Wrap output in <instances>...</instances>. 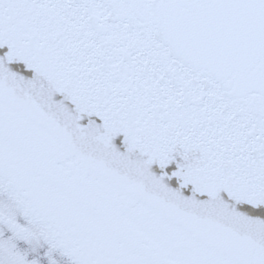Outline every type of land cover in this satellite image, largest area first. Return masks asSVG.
Segmentation results:
<instances>
[{
    "label": "snow or ice",
    "instance_id": "6c2138e0",
    "mask_svg": "<svg viewBox=\"0 0 264 264\" xmlns=\"http://www.w3.org/2000/svg\"><path fill=\"white\" fill-rule=\"evenodd\" d=\"M0 264H264V0H0Z\"/></svg>",
    "mask_w": 264,
    "mask_h": 264
}]
</instances>
